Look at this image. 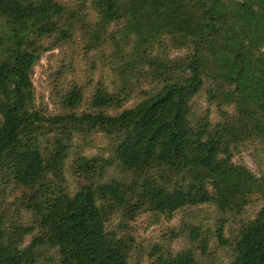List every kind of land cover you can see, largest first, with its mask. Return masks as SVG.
Masks as SVG:
<instances>
[{
	"label": "trees",
	"instance_id": "obj_1",
	"mask_svg": "<svg viewBox=\"0 0 264 264\" xmlns=\"http://www.w3.org/2000/svg\"><path fill=\"white\" fill-rule=\"evenodd\" d=\"M75 36L109 48L110 87L74 85L48 116L30 71L43 42ZM201 92L214 123L193 115ZM96 135L108 143L92 154ZM255 140L264 0H0V264H264V178L233 162ZM150 216L166 230L136 238ZM185 237L191 250L169 249Z\"/></svg>",
	"mask_w": 264,
	"mask_h": 264
},
{
	"label": "rangeland",
	"instance_id": "obj_2",
	"mask_svg": "<svg viewBox=\"0 0 264 264\" xmlns=\"http://www.w3.org/2000/svg\"><path fill=\"white\" fill-rule=\"evenodd\" d=\"M45 49L39 60L34 64L30 71V80L33 86V95L36 107H41L46 115L54 116L58 114V108L53 101H56L57 95H62L69 91L74 85L86 92L89 96L94 85L108 81L110 87L112 74L110 72V62L108 60V50L87 52L84 51L82 40L73 37L71 41L66 43H56L51 38L42 43ZM185 54L184 50L166 51V55L173 59ZM60 71L61 76L56 78V84L52 81L55 72ZM150 87L145 88L149 90ZM137 96L129 102L130 106L136 103ZM191 108L194 117L203 114L207 109L210 110V120L216 122L217 115L213 106H208L206 97L201 92L191 102ZM108 143L107 139H103L101 135L93 137L88 152L95 154ZM233 162L236 165L246 167L256 178H264V141H250L233 152ZM115 175L113 170L107 171L106 177ZM263 203L258 202L253 205L243 218L244 221L252 220L255 213L262 207ZM209 214L198 213L197 219L212 230L216 228V222L212 221ZM182 215L176 216L174 224L179 226ZM235 227V221L230 220L227 228L229 231ZM165 224L160 217H144L132 226L133 234L136 238L146 236L157 237L166 229ZM30 237L26 239L29 243ZM191 243L188 238H178L169 245V249L174 253L191 250Z\"/></svg>",
	"mask_w": 264,
	"mask_h": 264
}]
</instances>
